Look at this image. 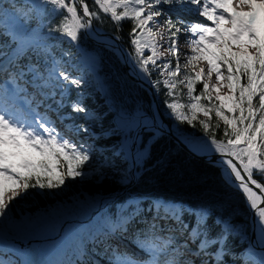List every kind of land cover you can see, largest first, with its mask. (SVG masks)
<instances>
[{
  "label": "snow or ice",
  "instance_id": "snow-or-ice-1",
  "mask_svg": "<svg viewBox=\"0 0 264 264\" xmlns=\"http://www.w3.org/2000/svg\"><path fill=\"white\" fill-rule=\"evenodd\" d=\"M233 3L0 0V232L14 225L12 212L19 203L44 190H62L66 181L85 177L88 169L95 171V148L78 139L81 133L95 138L90 123L108 120L102 134L118 138L98 167L114 171L123 188L138 185L149 172L153 148L166 134L164 123L151 105L147 110L143 105L128 107L117 99L111 83L98 75L102 58L96 49L85 50V42L95 37L97 43L121 53L119 59L130 68L127 75L137 86L147 84L154 92L163 86L170 116L193 127L198 121L210 140L209 151L201 155L219 154L209 162L218 166L224 190L196 205L162 196H129L127 207L122 205L115 217H103L81 238L74 259L46 264H99L89 256L100 252L107 256L109 250L112 258L107 264H227L228 256L236 264L242 257L228 247L236 236L248 239L250 255L259 247L257 264H264V0H239V7L249 11H238ZM165 6L195 11L205 22L187 23L179 17L173 22L162 11ZM49 11L61 18L58 25L44 22ZM105 16L121 30L122 22H131L130 52L119 47L118 37L101 40L94 24H102ZM33 21L38 22L36 28L31 27ZM181 28L190 46L183 65L178 46ZM65 42L78 55L62 49ZM198 61L206 62V67ZM225 80L231 94L220 95ZM93 92L104 96V112L84 103ZM183 96L188 103L180 102ZM199 113L206 119H198ZM220 121L224 139L209 131L220 129ZM98 175L107 179L104 171ZM232 193H238L252 213L254 240L247 237L244 226L234 223L238 213ZM125 239L143 256L119 252L113 242ZM0 264L37 262L13 261L0 252Z\"/></svg>",
  "mask_w": 264,
  "mask_h": 264
},
{
  "label": "trees",
  "instance_id": "trees-1",
  "mask_svg": "<svg viewBox=\"0 0 264 264\" xmlns=\"http://www.w3.org/2000/svg\"><path fill=\"white\" fill-rule=\"evenodd\" d=\"M172 10L165 6L162 11L167 13L173 22H176L179 16L171 12ZM60 19L55 13L49 11L44 22L48 23L51 20L52 25L55 26L60 23ZM103 19L102 24L95 25L107 32L116 34L124 47L130 52L132 47L129 44L128 33L131 30V22H122L121 30L115 22L106 16ZM37 26L38 22L33 21L31 27L36 28ZM43 31L47 35V29ZM53 35L59 36V33H53ZM56 42V40H49V43L55 44ZM61 48L70 49V45L65 42L61 44ZM93 49H96V52L102 58L98 75L101 78L106 77L111 83L117 99L128 107L143 105L147 110L151 105V111H153L152 95L146 89L137 86L136 82L127 75V67L120 61V56L104 47L102 43H97L95 37L85 42L86 51L92 53ZM59 50L56 49V51ZM70 50L73 56L78 55L75 48ZM180 62L183 65L184 60L182 57ZM196 89L198 94L201 83H197ZM155 93L171 128L177 134L183 136L189 146L202 149L210 145L209 137L205 135L198 121L194 122L196 127H193L187 123H181L174 116L168 114L169 110L164 103L168 98L164 95L163 86H161L159 92ZM213 97L215 96L213 95ZM71 98L76 99L75 93ZM104 100L103 95L93 92L90 98H85L84 103L97 113H101L104 112L106 107ZM180 102L188 103L187 97L183 96ZM63 111L68 112L71 110L65 108ZM53 119H55L54 115ZM198 119L206 118L202 113H199ZM210 119L214 126L217 122L214 114ZM77 123L85 122L79 120ZM219 123L221 125L220 129L213 127L209 131L214 133L217 139H224L223 122L220 121ZM87 126L95 133V138L88 133H81L78 137L79 140L86 141L96 150V155L92 161L95 171L92 169L87 170V182L66 181V186H63L62 190H44L33 195L29 201L19 203L13 209L14 225H7L9 234L16 240H40L41 245L49 252L47 255L49 261L74 259V253L80 239L77 238L72 243L67 238L68 233L76 225V221H85L83 223L85 226L83 237H86L88 231L95 229L103 217H115L121 211V206L126 204L129 196L144 194L162 196L174 201H184L196 205L222 193L224 190L218 166L197 158L167 133L153 148L152 159L149 161V172L145 174L138 185L125 189L118 182L119 178L114 171L98 167L102 160H107L118 139L117 137H106L102 134L109 127V121L90 123ZM100 171L106 173L107 179L98 175ZM256 178L261 179L259 176H256ZM230 199L232 206L237 209L238 213L234 223L244 226L247 229V237L252 239V217L244 199L238 193H232ZM94 211H99V216H93ZM90 218L92 219L89 221ZM228 247L237 257H242V259L237 260L236 264H244L245 260L249 261V264H257L262 255V251L256 248L255 254L250 255L249 253L252 250L249 248L248 239L241 240L240 236L231 237L228 241ZM55 251H58L57 259L50 258ZM111 257L109 253L105 256L103 252H100L99 256H89V259L106 261ZM225 259L227 264H233L231 256L225 257Z\"/></svg>",
  "mask_w": 264,
  "mask_h": 264
},
{
  "label": "rangeland",
  "instance_id": "rangeland-1",
  "mask_svg": "<svg viewBox=\"0 0 264 264\" xmlns=\"http://www.w3.org/2000/svg\"><path fill=\"white\" fill-rule=\"evenodd\" d=\"M162 10H164V8ZM171 12L176 13L184 22H187V23H196V22L203 23L204 22V21H202L203 17L196 14L195 11L187 12V11H183V10H179V9H173ZM226 26L230 27V25H226ZM178 46L181 49V56L184 59V54L190 53V46L186 43V35L184 34L183 28H181V34L179 35V45ZM253 51H254V49H253ZM197 64L200 67H206V62H204V61H198ZM195 70H199V69L196 68ZM212 79H213V82H215V79H216L215 75H213ZM227 83L228 82L226 80L223 82V84L221 86V92L219 93L220 95L231 94V90L227 88ZM213 95L215 96L217 94L215 92H213ZM87 180L88 179L86 178V176L83 178H76L75 179V181L78 183H84V182H87ZM124 207H127V205H125ZM7 229H8V226L6 225V226H4L2 232L5 235L10 236L12 240H10L7 243L0 242V252H6L7 256L10 257L13 261H18L17 256L20 252V249L18 248V242L9 234ZM119 242H121V241H119ZM125 242L130 243V240L125 239ZM124 243L121 242V245H123ZM132 246H134V245H132ZM47 252L48 251L45 249V247H43L40 244V256H41V258L43 256H45L47 254ZM57 252L58 251H55L54 253L56 254ZM54 253H52V254L54 255ZM132 253H134V252H132ZM135 253L137 255L143 256V253L139 252V250L136 247H135ZM107 262L105 264H107Z\"/></svg>",
  "mask_w": 264,
  "mask_h": 264
},
{
  "label": "water",
  "instance_id": "water-1",
  "mask_svg": "<svg viewBox=\"0 0 264 264\" xmlns=\"http://www.w3.org/2000/svg\"><path fill=\"white\" fill-rule=\"evenodd\" d=\"M94 26L96 27L97 31L101 34V36L104 39L112 41V39L114 37H117L116 35H114L112 33H108V32H106L104 30L99 29L95 24H94ZM117 43H118L120 48H122L123 50L127 51L124 48V46L122 45L120 39L117 41ZM117 53H119L121 55L120 52H117ZM127 68L130 71V68L129 67H127ZM131 79H133V78L131 77ZM143 87L152 95L154 105L157 108L160 120H162L163 123H164V127H165V130H166V133L171 135L183 148H185L187 151H189L191 154H193L197 158H200V159L205 160V161L216 160V159L219 158V154H217V153L212 154L211 156H208V155L207 156H202L201 155L202 152H199V151L195 150L194 148L190 147L186 143L185 139L182 136H180L177 133H175V131L171 128V125L169 124V121L165 117V115H164V113H163V111H162V109H161V107L159 105V102H158V99L156 97V93L154 92V90L151 87H149L147 84H145ZM252 219H254V218L252 217ZM253 240H254V235H253ZM32 242L33 241H19L18 244H19L20 248L24 249V248H28L32 244ZM257 248H259V247H257Z\"/></svg>",
  "mask_w": 264,
  "mask_h": 264
},
{
  "label": "bare ground",
  "instance_id": "bare-ground-1",
  "mask_svg": "<svg viewBox=\"0 0 264 264\" xmlns=\"http://www.w3.org/2000/svg\"><path fill=\"white\" fill-rule=\"evenodd\" d=\"M249 10L250 9L245 7V11H249ZM202 21H204V18H202ZM208 23H210V22H208ZM254 239H255V237H254ZM10 240H12L10 236L5 235L3 232H0V242L7 243ZM20 250L22 252L24 251L25 253H28L33 258V261L37 262V264H41L40 263L41 257H40V244L39 243L33 242L28 248L20 249Z\"/></svg>",
  "mask_w": 264,
  "mask_h": 264
}]
</instances>
